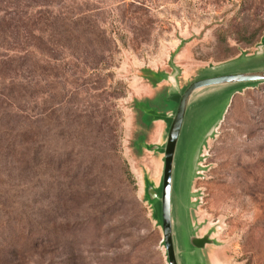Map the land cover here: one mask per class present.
I'll list each match as a JSON object with an SVG mask.
<instances>
[{"label":"rangeland","instance_id":"374dc122","mask_svg":"<svg viewBox=\"0 0 264 264\" xmlns=\"http://www.w3.org/2000/svg\"><path fill=\"white\" fill-rule=\"evenodd\" d=\"M263 70L264 0H0V120L22 129L19 167L0 150V264H167L145 184L168 130L147 120L170 126L193 81ZM171 219L178 264H264V81L193 92Z\"/></svg>","mask_w":264,"mask_h":264},{"label":"water","instance_id":"95a60500","mask_svg":"<svg viewBox=\"0 0 264 264\" xmlns=\"http://www.w3.org/2000/svg\"><path fill=\"white\" fill-rule=\"evenodd\" d=\"M264 81V70L254 73H243L226 75L219 77H206L191 82L182 92L180 96L175 115L171 121L168 129L167 139L164 145L163 152V174L161 179L160 188H156L152 183L145 184V197L147 203L150 205L149 200L160 199L161 203V229L167 264H178L173 248L172 240V219H171V172L172 162L175 153L176 144L179 138L180 129L184 120V115L187 109L188 102L193 92L199 88L215 85H224L232 83H248ZM201 158V156H200ZM199 166V163H198ZM200 169V167H199ZM196 174H199L197 171ZM158 190L160 194L158 195ZM196 232V231H195ZM193 234L192 244L199 248L204 249L207 245H214V240L209 234L203 237H197Z\"/></svg>","mask_w":264,"mask_h":264},{"label":"trees","instance_id":"16d2710c","mask_svg":"<svg viewBox=\"0 0 264 264\" xmlns=\"http://www.w3.org/2000/svg\"><path fill=\"white\" fill-rule=\"evenodd\" d=\"M7 86H3L0 89V98L8 97L9 100L13 99V95L9 92ZM2 108V103H0V111ZM17 129V130H16ZM22 135V129L20 127H10L7 121L0 120V150H3L4 154V162L8 167L18 166L20 165L19 159H14L13 155L17 148H20L22 143L16 142V140H20L19 137ZM1 229L6 230L5 223L7 220L5 218L0 221ZM21 222L16 221L14 228L18 231V237L21 235ZM17 242V241H16Z\"/></svg>","mask_w":264,"mask_h":264},{"label":"crops","instance_id":"0c3cea01","mask_svg":"<svg viewBox=\"0 0 264 264\" xmlns=\"http://www.w3.org/2000/svg\"><path fill=\"white\" fill-rule=\"evenodd\" d=\"M176 73L174 71H172V73L168 76V75H163V78H162V81L163 83L165 84H168L169 85V89H168V93H167V96L169 97L171 94L173 93H176L177 92V87H178V84H177V81H176ZM169 115L170 113H166V114H156L154 116V118H150V120L146 119L148 123H154V124H158L157 128L158 131L160 129V133L163 131L164 133H166V130H168V127H169ZM149 116V115H148ZM157 131V132H158ZM156 132V131H155ZM159 133V134H160ZM157 134V133H155ZM163 145V143L161 144ZM157 149V148H155Z\"/></svg>","mask_w":264,"mask_h":264}]
</instances>
